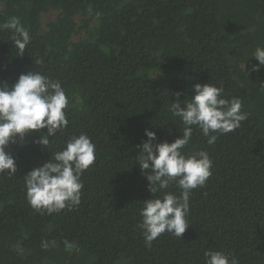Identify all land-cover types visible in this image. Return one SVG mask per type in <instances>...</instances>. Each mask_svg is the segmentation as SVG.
I'll use <instances>...</instances> for the list:
<instances>
[{"label": "trees", "instance_id": "16d2710c", "mask_svg": "<svg viewBox=\"0 0 264 264\" xmlns=\"http://www.w3.org/2000/svg\"><path fill=\"white\" fill-rule=\"evenodd\" d=\"M13 16L31 42L17 56L12 31H0V84L32 70L59 80L69 124L49 150L37 132L7 149L17 172L0 174V264H204L207 250L264 264V68L251 71L264 47V0H0V23ZM196 83L222 86L248 118L213 145L194 128L184 152L207 151L212 174L190 194L182 238L165 232L148 247L138 210L152 194L136 146L146 129L156 142L182 134L169 105L191 99ZM81 133L96 159L81 177L80 205L36 212L23 176ZM65 239L78 247L66 252ZM42 240L55 246L45 250Z\"/></svg>", "mask_w": 264, "mask_h": 264}, {"label": "clouds", "instance_id": "9594fccd", "mask_svg": "<svg viewBox=\"0 0 264 264\" xmlns=\"http://www.w3.org/2000/svg\"><path fill=\"white\" fill-rule=\"evenodd\" d=\"M5 29L13 33L16 55L23 56L31 42L29 30L15 16L0 23V31ZM252 57L258 64L253 65L251 71L264 68V47L257 46ZM36 63L42 65L43 61L37 60ZM260 88L264 90V83ZM192 90L195 94L191 99H184L183 104L179 99L170 102L168 109L183 124L182 134L171 143L156 142V133L146 129L147 139L136 146L135 164H139L152 194L151 199L140 202L138 210L141 217L138 228L142 230L148 247L165 232L182 238L189 226L186 217L190 194L194 189L204 187L212 174L213 162L207 151L184 152L194 128L200 130L209 145H213L219 135L234 131L248 118L247 113L241 111L239 98L223 97L222 86L196 83ZM174 95L179 97L180 93ZM68 106L69 100L61 82L42 71L20 74L11 86L7 82L0 84V174L16 175L15 159L7 149L10 144H25V137L33 132L40 134L35 143L49 150L51 139L68 127ZM95 151L96 146L87 134L69 137L61 150L51 152L46 162L23 176L29 206L48 215L77 208L84 187L81 177L94 163ZM172 185L178 189L179 195L169 191ZM63 244L66 252L78 247L67 239ZM50 246H55V241H41L43 249ZM204 264H238V261L223 250H207Z\"/></svg>", "mask_w": 264, "mask_h": 264}, {"label": "rangeland", "instance_id": "374dc122", "mask_svg": "<svg viewBox=\"0 0 264 264\" xmlns=\"http://www.w3.org/2000/svg\"><path fill=\"white\" fill-rule=\"evenodd\" d=\"M55 13H51V14H49V15H45V16H43V18H42V21H43V23H46V22H48L49 20H52L54 17H55ZM80 18H76L75 19V21L77 22V23H79L80 22ZM79 36H77L76 37V39L78 38Z\"/></svg>", "mask_w": 264, "mask_h": 264}]
</instances>
